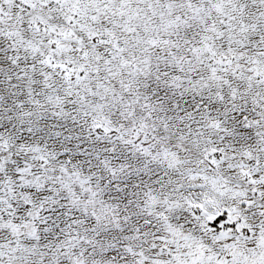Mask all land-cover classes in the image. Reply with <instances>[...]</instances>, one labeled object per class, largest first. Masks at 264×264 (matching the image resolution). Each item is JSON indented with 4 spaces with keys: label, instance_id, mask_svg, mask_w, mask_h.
<instances>
[{
    "label": "snow or ice",
    "instance_id": "obj_1",
    "mask_svg": "<svg viewBox=\"0 0 264 264\" xmlns=\"http://www.w3.org/2000/svg\"><path fill=\"white\" fill-rule=\"evenodd\" d=\"M0 264H264V0H0Z\"/></svg>",
    "mask_w": 264,
    "mask_h": 264
}]
</instances>
